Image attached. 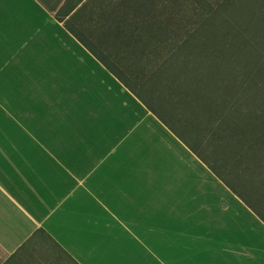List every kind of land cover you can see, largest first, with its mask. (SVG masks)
Returning a JSON list of instances; mask_svg holds the SVG:
<instances>
[{
	"label": "crops",
	"instance_id": "1",
	"mask_svg": "<svg viewBox=\"0 0 264 264\" xmlns=\"http://www.w3.org/2000/svg\"><path fill=\"white\" fill-rule=\"evenodd\" d=\"M155 11L0 0V264H264V106Z\"/></svg>",
	"mask_w": 264,
	"mask_h": 264
},
{
	"label": "trees",
	"instance_id": "2",
	"mask_svg": "<svg viewBox=\"0 0 264 264\" xmlns=\"http://www.w3.org/2000/svg\"><path fill=\"white\" fill-rule=\"evenodd\" d=\"M141 1H147L149 6H154L156 9L154 16L156 23H164L168 26V29H165L164 32H159V38L165 40V49L168 53L167 60L170 61V67H190L196 72L218 74L217 77L213 76L212 79L205 80L206 86H210L211 82V86L214 87L233 88L234 93L231 95L234 97L235 103L244 101L252 104H262L264 102V44L261 42L262 37L259 36L258 41L252 40L251 43L244 32L242 44H237L243 55V58L240 57L242 59H239L236 63L242 68L241 72L229 69L220 70L218 57H215L214 53L218 52L227 61L228 58L230 59L231 51L235 50L234 46L236 47L231 40V36L229 37V32L219 28V24L221 27L228 21L226 15L223 14L222 22L216 24L213 22V17L215 18L218 15L216 13L203 14L198 11L191 12L189 8L186 10L182 8V5L195 6L194 0ZM165 1H168V4L178 12L172 13L170 6L167 8L164 5ZM218 4L225 10L228 7V0H221ZM258 13L260 12L258 11ZM182 24H185V26L183 27ZM257 27L259 31L262 30L261 25ZM216 36H219V39L215 38ZM199 38L204 41V54L198 51L202 44L195 40ZM248 45L252 46L250 56L253 57L254 61L248 58ZM260 115L262 116V112Z\"/></svg>",
	"mask_w": 264,
	"mask_h": 264
},
{
	"label": "rangeland",
	"instance_id": "3",
	"mask_svg": "<svg viewBox=\"0 0 264 264\" xmlns=\"http://www.w3.org/2000/svg\"><path fill=\"white\" fill-rule=\"evenodd\" d=\"M194 1L196 3L195 6L182 5V8L184 10L189 8L191 12L198 11L199 13H203V14L216 13L218 14L215 17L217 19L213 17V22L216 24L222 22L221 19L223 14L227 16L228 21H226V23H224L223 26L221 25V27L219 24V28L220 30L225 29L229 32V37L231 36V40L236 45V47L234 46L235 50L231 51L230 59L228 58L227 61H225V59L222 56H220L218 52L214 54L215 57H218L219 60L218 66L220 70L229 69V70H234L236 72L237 71L241 72L240 70H242V68L236 65V63L239 59L243 58L242 57L243 55L239 50L237 44H242L244 32L247 39H249L248 41L251 40V43L252 40L258 41V37L260 36L263 38L261 42L264 44V0H228V5H227L228 7L225 8V10L218 4V2L221 0H194ZM168 3H169L168 1H165L164 5L167 8L170 6V10L172 11V13H177L178 11ZM258 11L260 13H258ZM182 25L183 27L185 26V24ZM259 25L262 26L261 31H259L257 27ZM215 38L219 39V36L218 37L216 36ZM195 41L201 42L202 46L198 49V51H201V53L204 54L205 52L203 47L204 44L203 39L199 38ZM249 45L247 47V53H248L247 55L250 56V51L252 50V46L250 47ZM249 56L248 58L249 59L251 58L250 60L254 61L253 57L251 56L249 57ZM33 264H50V263H42L39 261L36 263L34 262Z\"/></svg>",
	"mask_w": 264,
	"mask_h": 264
}]
</instances>
